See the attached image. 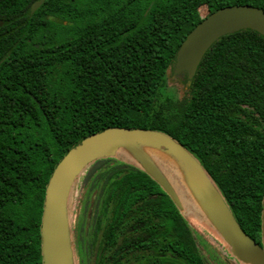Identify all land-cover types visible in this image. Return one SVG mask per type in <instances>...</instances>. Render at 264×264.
<instances>
[{
  "label": "trees",
  "instance_id": "obj_1",
  "mask_svg": "<svg viewBox=\"0 0 264 264\" xmlns=\"http://www.w3.org/2000/svg\"><path fill=\"white\" fill-rule=\"evenodd\" d=\"M232 6L264 11V0H0V264H43L49 181L72 148L111 128L180 144L262 242L264 38L223 37L192 80L172 77L190 33ZM79 187L78 264H207L179 207L144 171L100 159Z\"/></svg>",
  "mask_w": 264,
  "mask_h": 264
},
{
  "label": "water",
  "instance_id": "obj_2",
  "mask_svg": "<svg viewBox=\"0 0 264 264\" xmlns=\"http://www.w3.org/2000/svg\"><path fill=\"white\" fill-rule=\"evenodd\" d=\"M42 5L43 1L35 3L30 14L36 13ZM3 25L4 22L0 21V27ZM245 30L256 32L264 38L263 10L252 6H232L213 13L181 45L172 62L173 77L185 75L192 80L215 43ZM137 144L165 149L185 160L193 172L196 192L205 214L236 257L246 264H264V245L260 246L243 231L223 196L198 162L180 144L161 132L121 128L107 129L84 139L57 165L47 186L42 216L43 264H76L67 213L76 182L95 161L112 158L116 151ZM142 171L156 180L181 210L180 200L167 181L161 175ZM262 218L264 241V205Z\"/></svg>",
  "mask_w": 264,
  "mask_h": 264
},
{
  "label": "rangeland",
  "instance_id": "obj_3",
  "mask_svg": "<svg viewBox=\"0 0 264 264\" xmlns=\"http://www.w3.org/2000/svg\"><path fill=\"white\" fill-rule=\"evenodd\" d=\"M208 13V9L205 8L202 11V16L206 17ZM175 85L182 92L181 85L177 82ZM112 158L140 170L143 169L150 173L161 175L167 181L180 200L181 212L194 230L207 264H246L236 257L233 249L215 229L205 214L196 192L193 172L185 160L165 149L145 144L133 145L129 149H120L114 153ZM200 171L202 170L200 169ZM186 184L188 185L187 187ZM79 185L80 178L74 186L67 212L69 221L73 222L72 224L77 225V227L85 218L86 207V197L81 195ZM78 187L79 190L77 191ZM86 215L89 216L88 212H86ZM76 264L78 263L76 262Z\"/></svg>",
  "mask_w": 264,
  "mask_h": 264
},
{
  "label": "flooded vegetation",
  "instance_id": "obj_4",
  "mask_svg": "<svg viewBox=\"0 0 264 264\" xmlns=\"http://www.w3.org/2000/svg\"><path fill=\"white\" fill-rule=\"evenodd\" d=\"M3 27V26H2ZM0 27V29L2 28ZM260 246H263V235H262V242L259 244Z\"/></svg>",
  "mask_w": 264,
  "mask_h": 264
},
{
  "label": "bare ground",
  "instance_id": "obj_5",
  "mask_svg": "<svg viewBox=\"0 0 264 264\" xmlns=\"http://www.w3.org/2000/svg\"><path fill=\"white\" fill-rule=\"evenodd\" d=\"M165 160H167V159H165ZM160 163H161V162H160ZM182 181H183V180H182ZM185 183H186V182H185ZM187 186H188V185L186 184V187H187ZM188 191H189V190H188ZM189 192H190V191H189ZM189 192H188V193H189ZM190 194H191V192H190ZM187 198H189V197L187 196Z\"/></svg>",
  "mask_w": 264,
  "mask_h": 264
}]
</instances>
